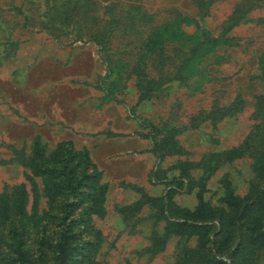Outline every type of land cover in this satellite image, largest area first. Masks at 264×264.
<instances>
[{
  "label": "trees",
  "instance_id": "trees-1",
  "mask_svg": "<svg viewBox=\"0 0 264 264\" xmlns=\"http://www.w3.org/2000/svg\"><path fill=\"white\" fill-rule=\"evenodd\" d=\"M217 1L189 0L190 12L173 8L157 23L143 0H0V60L17 49L14 33L36 29L95 47L105 70L96 80L103 102L116 101L128 83L138 103L161 97L172 83L194 95L217 79L230 51L239 47L233 30L251 22L252 11L264 5L237 2L213 33L205 19ZM253 78L261 91L251 103L252 126L237 145L191 159L179 136L203 124L215 129L237 116L246 105L240 93L226 104L213 100L185 125L177 123L176 110L157 123L139 121L155 159L175 158L148 175L151 184L163 185L161 194L132 185L138 197L116 208L129 227L147 228V258L173 242L172 264H264V47ZM12 160L29 184L0 192V264H107L100 258L104 237L94 224L106 215L107 185L88 149L68 141L48 149L35 136L27 150L13 151ZM239 160L248 161L245 192L239 194L223 174L216 197L208 195L214 175ZM185 196L193 197L192 206L181 203Z\"/></svg>",
  "mask_w": 264,
  "mask_h": 264
},
{
  "label": "rangeland",
  "instance_id": "rangeland-1",
  "mask_svg": "<svg viewBox=\"0 0 264 264\" xmlns=\"http://www.w3.org/2000/svg\"><path fill=\"white\" fill-rule=\"evenodd\" d=\"M239 1L218 0L205 19L209 30L217 33ZM143 2L155 14L157 23L171 16L170 9L184 13L191 10L189 0ZM251 17V22L233 30L239 47L230 51L231 60L220 68L212 84L192 95L172 83L161 97L145 103L137 102L132 83L115 94L116 101L101 100L96 80L105 70L91 44L54 39L36 29L14 33L17 49L12 57L0 60V192L23 182L28 186L25 170L12 157L13 151L27 150L35 136L48 149L61 141L70 142L76 149L85 147L107 185L106 215L94 221L104 237L100 258L107 264H172L173 242L163 253L147 258L142 253L148 244L147 228L143 224L129 227L116 212L117 207L138 197L132 185L151 195L161 194L163 185L151 184L148 175L175 161L155 159L141 136L145 131L139 121L157 123L176 110L177 123L185 125L190 116L208 110L213 100L226 104L240 93L246 105L237 116L221 121L215 129L203 124L179 136L191 159L237 145L252 126L251 103L261 91L253 76L257 55L264 47V5L256 7ZM192 30L193 26L186 28ZM223 174L229 175L239 194L245 192L250 178L248 161H235L214 175L208 193L212 198L217 195V180ZM181 203L192 206L194 199L185 196Z\"/></svg>",
  "mask_w": 264,
  "mask_h": 264
}]
</instances>
